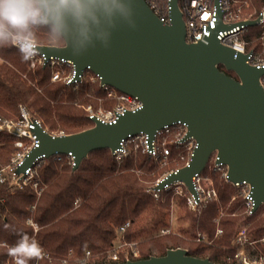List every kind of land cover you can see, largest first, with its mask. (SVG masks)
<instances>
[{
    "label": "trees",
    "instance_id": "obj_1",
    "mask_svg": "<svg viewBox=\"0 0 264 264\" xmlns=\"http://www.w3.org/2000/svg\"><path fill=\"white\" fill-rule=\"evenodd\" d=\"M150 1L147 0L149 6ZM152 1L156 14L164 12L163 5L168 0ZM228 1L232 4L234 0ZM244 1L249 2L245 9L254 11L252 18L264 7V0H237L239 4ZM231 10L236 13L237 6H231ZM35 31L38 45H64L63 38L51 35L46 27ZM260 32L257 26L247 28L244 35L249 41L247 50L254 46L253 49H259L258 44L254 45V38H258ZM56 68L62 76L68 73L65 65L30 68V61L24 60L16 47H0V116L18 119L20 109L24 108L48 131L66 135L93 127L91 113H86L82 107L94 105L90 95H102L106 90L87 77L77 85L51 81ZM219 68L224 70L223 66ZM227 74L235 77L233 72ZM18 140L0 131V170L9 166L23 150L16 145ZM22 141L27 147V140ZM171 152L169 162L161 164L140 149L120 160H116L110 150L103 149L90 153L74 172L68 155L52 156L38 169L42 189L39 197L30 186L13 190L9 178L0 182V264H14L3 245L14 246L23 234L35 239L49 256V259L30 260L28 264L123 263L128 258L122 253L118 261H112L107 255L117 235L121 237L119 243H138L140 256L134 260L184 248L194 257L208 258L219 264H237L236 249L231 243L238 229L246 226L253 238L259 240L264 232V218L254 223L256 217L245 212V199L238 196L232 200L238 193L237 188L226 182L222 171L208 172L210 161L202 174L212 177L217 198L197 208L195 216L186 209L183 196L174 197L176 200L172 202V192L163 190L155 198L151 187L156 180L183 165L175 159L184 154V147L172 145ZM32 206L35 208L31 209ZM174 210L184 214L176 217L172 224L170 214ZM31 215L38 227L35 232L26 224ZM126 223L129 226L120 232V227ZM169 227L173 229L170 234H156ZM217 229L221 233L216 237ZM197 232L213 242L195 243ZM87 252L90 255L85 256ZM129 252L132 253L131 248ZM246 253L250 257L264 255V244L256 243L254 249H247Z\"/></svg>",
    "mask_w": 264,
    "mask_h": 264
},
{
    "label": "water",
    "instance_id": "obj_2",
    "mask_svg": "<svg viewBox=\"0 0 264 264\" xmlns=\"http://www.w3.org/2000/svg\"><path fill=\"white\" fill-rule=\"evenodd\" d=\"M102 2L110 10L98 12L95 23L84 26L69 18L64 45H37V51L47 61L72 62L77 80L91 71L100 77L102 88L129 95L141 107L119 114L113 122L95 116L93 127L68 135L54 136L37 124L33 134L38 146L14 167V179L41 156L71 155L74 172L90 153L103 149L113 153L130 134L144 133L152 141L158 131L181 124L187 129L184 140L193 138L197 147L188 164L166 174L151 190L161 192L168 184L181 182L197 195L192 178L202 174L215 156V163L226 168V182L249 184L257 210L264 201V69L250 65L247 54L222 45L214 35L187 43L179 0L167 2L170 24H164L146 0ZM215 4L218 30L226 26L219 0ZM258 20L242 23L252 27ZM35 120L28 117L29 123ZM108 264L219 263L176 248L162 256Z\"/></svg>",
    "mask_w": 264,
    "mask_h": 264
},
{
    "label": "built area",
    "instance_id": "obj_3",
    "mask_svg": "<svg viewBox=\"0 0 264 264\" xmlns=\"http://www.w3.org/2000/svg\"><path fill=\"white\" fill-rule=\"evenodd\" d=\"M215 1L216 0H179V6L182 11L183 21L185 24V41L189 44L198 43L200 41H206L207 38L214 35L222 45L232 48L236 53L247 54V62L250 65L258 69H264V7L260 9L258 15L255 18H241L238 11L235 13L231 10L228 0H219L220 11H222V22L226 27L216 30L219 21V10L215 4ZM150 7L153 9L154 5L151 4ZM168 8L169 7L167 4L164 13H157L158 17L164 24H170ZM257 18L259 20L256 26L261 29L260 35L258 37L259 49L247 50L248 44L244 38V35L248 26L243 24L242 21ZM29 61L30 68H34L36 65H50L51 67L65 65L68 69V73L62 76V74L56 68V70L53 72L51 81H63L66 83V85H77L82 81L83 78L87 77L90 82L100 84V77L89 70L80 75L79 79L77 80L75 77L74 66L70 61L53 58H50L47 61L46 56L40 54L38 51L34 57L29 59ZM261 83L264 87V76L261 78ZM108 88L110 87H103L104 90ZM120 99L124 100L123 103L118 105L111 112L105 114H93L91 112L89 118L92 119L96 116L105 122H113L119 114L127 110L135 111L141 107V103L129 95L123 94ZM29 116L30 115L25 111L24 108L20 109V117L17 120L2 118L0 116V131H6L17 137L19 140L17 141L16 145L23 148L21 152L16 154L9 166L0 170V182L2 183L7 180V178H9L13 190H23L26 186H30L32 189H34L36 195L39 197L42 189L39 188V182L41 179L38 174V169L46 160L44 156L35 159L32 165L26 168L24 173L20 174L18 178L14 179L13 173L14 167L21 163L24 156L29 151L38 146V140L33 134V130L37 124L41 123L37 119L34 123H29ZM186 132V126L178 124L165 127L163 130L158 131L154 137V140L152 141H150L148 135L144 133L130 134L127 138L122 140L120 148L116 149L112 155L116 160H120L121 158L128 156L131 151L140 149L141 151L146 152L149 156L153 157L155 160L159 161L161 164H167L171 158V146L177 145L179 147H184V154L178 155L175 161H178L179 159L184 165H186L190 161L191 156L197 147V143L193 138L184 140ZM52 135L59 136L64 134L60 133ZM23 139L27 140V147H25V143L22 141ZM68 156L71 158V164L74 165L72 156ZM211 158L214 164L213 170L222 171V177L226 179V168L215 163V156H212ZM202 175L203 174L195 175L192 178L194 189L197 195L189 193L184 184L181 182L168 184L165 186L164 190L171 191L175 195L183 196V198H185V205L190 210H196L199 207H204L206 206L208 199L210 200L212 197L216 198L217 194L213 188H210L209 190L204 188ZM160 179H158L156 182H158ZM12 180H14L13 183H11ZM234 186L237 188L238 195L243 197L246 201L245 212L249 216L256 217L254 223L258 222L259 219L264 218V201H260L259 208L254 210L255 202L251 195V188L249 184L243 181L241 183H236ZM159 193L160 192H153L154 197L158 198ZM28 223L29 225L36 227L31 220H29ZM128 226L129 223H126L124 226L120 227V232H124ZM167 233H171L170 229H164L161 231L162 235ZM220 233L221 230H217L216 237ZM196 240L198 242L207 244H211L213 242L201 234L196 236ZM256 243L264 244V232L259 240H255L253 235L249 233L246 226L238 229L231 243L233 248L236 249L234 257L237 264H264L263 254L250 257L246 253L247 249H254V245ZM107 254L109 255V259L112 261L119 260V252L117 251V247L111 251H108ZM86 255L88 256L90 253L87 252ZM137 257V251H133L132 254L126 256L128 260H134Z\"/></svg>",
    "mask_w": 264,
    "mask_h": 264
},
{
    "label": "clouds",
    "instance_id": "obj_4",
    "mask_svg": "<svg viewBox=\"0 0 264 264\" xmlns=\"http://www.w3.org/2000/svg\"><path fill=\"white\" fill-rule=\"evenodd\" d=\"M109 10L102 0H0V47L14 46L24 60H29L37 54V28L46 27L51 35L62 38L69 18L87 26L89 21L96 22L98 12ZM3 246L14 264H28L45 255L40 244L27 234L14 246Z\"/></svg>",
    "mask_w": 264,
    "mask_h": 264
},
{
    "label": "rangeland",
    "instance_id": "obj_5",
    "mask_svg": "<svg viewBox=\"0 0 264 264\" xmlns=\"http://www.w3.org/2000/svg\"><path fill=\"white\" fill-rule=\"evenodd\" d=\"M150 3L151 4H153L154 6H155V4H154V2L151 0L150 1ZM231 4V3H230ZM230 4H229V6H230ZM164 6V8L165 7H167V4H165V5H163ZM231 6L233 7V6H237V10H238V13H239V15H240V17L241 18H252L253 17V15H254V11H249V9L247 10V9H245V8H248L249 7V2L248 1H244L242 4H239L238 2H237V0H234L233 2H232V4H231ZM231 6H230V8H231ZM166 9V8H165ZM162 10H163V8H162ZM162 10H160V11H162ZM161 13H164L163 11L161 12ZM248 13V14H247ZM256 39V40H255ZM247 41V44H249V41L248 40H246ZM254 45H257L258 44V38H254ZM255 47V46H254ZM254 47H252V49L254 48ZM122 93H120L119 91H117V90H115V89H111V88H108V89H106V91H104V92H102V95H94V96H92V95H90V97L94 100V105L93 104H88V105H86V106H84V107H82V108H84V110H86V113H91V112H93V114L94 113H103V114H105V113H108V112H111L112 110H114L118 105H120V104H122L123 103V101L124 100H122V99H120L121 97H122ZM8 119V118H7ZM9 119H11V120H17V119H14V118H9ZM46 129V128H45ZM47 130V129H46ZM48 131V130H47ZM48 133H50V134H60V133H63V132H56V131H52V132H50V131H48ZM176 163V162H175ZM11 164V163H10ZM170 165V164H169ZM169 165H167V166H169ZM175 165V164H174ZM209 165H210V171H208V172H211V170H213V160H210V162H209ZM183 166H185L184 164L182 165V167ZM181 168V167H180ZM219 172H221V171H219ZM222 173V172H221ZM165 175V174H164ZM164 175H162V176H164ZM162 176H160L158 179H160ZM203 176V186H204V188L206 189V190H209L210 188H213L215 191H216V189H215V187H214V181H213V179H212V177H210V175L208 176H206V175H202ZM157 179V180H158ZM156 180V181H157ZM216 194H217V191H216ZM178 196H181V195H175L174 193H172V196H171V198H172V202H174L175 200H176V198H174V197H178ZM239 195H238V193L236 194V195H233V197H232V200H234L235 198H237ZM216 198H217V195H216ZM216 198H214V197H212L211 199H216ZM209 200V199H208ZM37 203V202H36ZM174 206H175V204H174ZM185 207H186V205H185ZM35 208V206H32L31 207V209H34ZM186 209L187 210H189V211H192L193 213V216H195L196 214V211L198 210H190V209H188L187 207H186ZM224 212H222L221 214H223ZM182 214H184V213H182ZM181 213H179V212H177V211H172L171 212V214H170V223H174L175 222V220H176V217H178L179 215H182ZM223 216V215H222ZM29 220H31L34 224H35V226L36 227H34V226H32V225H29V223H28V221ZM218 223V222H217ZM26 224H28L29 226H31V227H33V229H34V232L38 229V227H37V225H36V223L34 222V220H33V216L31 215L27 220H26ZM218 225V224H217ZM169 229H170V232H172L173 231V229L172 228H170L169 227ZM217 230H220V229H217ZM161 231L162 230H160L158 233H156L157 235H162L161 234ZM201 233V232H200ZM199 233V234H200ZM170 234V233H169ZM197 235H198V232L196 233ZM196 235V236H197ZM205 238H206V236L205 235H203ZM193 240H195V243H197L198 241L196 240V238L195 239H193ZM211 240V239H210ZM119 241H121V237L119 236V235H117V237H116V240L113 242V245H112V249L111 250H113V249H115L116 247H117V251L119 252V253H122V255H124V256H129L130 254V252H129V250H130V248L132 249V252L133 251H137L138 252V257L140 256V250H139V248L137 247L138 245V243H127V242H122V243H119ZM198 243H202V242H198ZM111 250H108V251H111ZM45 253V255H44V257L45 258H47V259H49V256L46 254V252H44ZM132 254V253H131ZM108 255V254H107ZM85 256H87V255H85ZM109 256V255H108ZM109 258V257H108ZM79 258H77V260H78ZM51 262V261H50Z\"/></svg>",
    "mask_w": 264,
    "mask_h": 264
}]
</instances>
